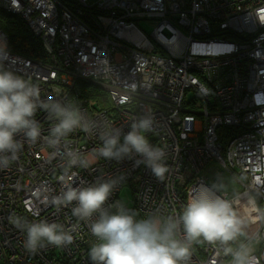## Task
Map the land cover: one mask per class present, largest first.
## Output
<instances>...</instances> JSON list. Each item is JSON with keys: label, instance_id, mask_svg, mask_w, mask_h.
Segmentation results:
<instances>
[{"label": "built area", "instance_id": "1", "mask_svg": "<svg viewBox=\"0 0 264 264\" xmlns=\"http://www.w3.org/2000/svg\"><path fill=\"white\" fill-rule=\"evenodd\" d=\"M0 9L21 15L47 54L35 59L14 52L0 25L6 67L36 84L41 100L73 104L94 123L53 148L46 138L55 121L38 110L40 139L23 141L17 158L0 170V264H92L88 251L96 238L88 223L72 215L74 204L51 203L66 185L124 175L109 206L122 203L121 191L130 188L133 205H124L140 217L175 216L205 185L202 172L212 161L244 178L242 191L219 194L240 211H255L256 264H264V0H0ZM142 20L153 30L139 25ZM81 80L99 84L109 106L94 107ZM145 113L155 116L147 138L167 153L163 181L134 160L98 154L103 132H127ZM70 151L88 166L70 165ZM17 219L56 223L74 242L30 253ZM190 264H229V257L204 242L193 245Z\"/></svg>", "mask_w": 264, "mask_h": 264}, {"label": "clouds", "instance_id": "2", "mask_svg": "<svg viewBox=\"0 0 264 264\" xmlns=\"http://www.w3.org/2000/svg\"><path fill=\"white\" fill-rule=\"evenodd\" d=\"M260 22L264 23V18ZM8 63L7 46L0 44V170L8 168L17 158L23 141L31 144L40 139L38 110L55 121L46 138L53 148L76 129H93L94 123L79 107L41 100L38 86L6 67ZM154 128L155 116L145 113L132 122L127 132L119 128L105 131L98 154L110 161L134 160L137 166L143 164L158 181H163L169 171L167 153L146 136ZM66 155L72 166L89 164L77 152ZM125 180L126 176L121 175L98 179L89 186L69 184L51 199L57 208L74 204L72 215L88 223L96 238L88 251L92 264H190L193 245L202 241L218 245L229 257V264H256V246L261 237L249 231L253 223L251 213L247 208L238 210L233 200L221 196L220 183L194 189L178 215L152 214L138 219L136 212L123 203L108 205ZM252 204L254 200L249 201V207ZM16 227L26 233L24 247L30 253L74 242L73 234L56 223L17 219Z\"/></svg>", "mask_w": 264, "mask_h": 264}, {"label": "trees", "instance_id": "3", "mask_svg": "<svg viewBox=\"0 0 264 264\" xmlns=\"http://www.w3.org/2000/svg\"><path fill=\"white\" fill-rule=\"evenodd\" d=\"M0 25L9 37L10 48L19 54L29 58H46L41 38L35 34L21 15L0 9ZM90 80H81L83 96L95 101L94 107L109 106V99L102 87L95 86ZM138 219H143L137 215Z\"/></svg>", "mask_w": 264, "mask_h": 264}, {"label": "rangeland", "instance_id": "4", "mask_svg": "<svg viewBox=\"0 0 264 264\" xmlns=\"http://www.w3.org/2000/svg\"><path fill=\"white\" fill-rule=\"evenodd\" d=\"M139 25H141L147 32L152 31L154 28L153 23H151L148 20H142ZM92 84H94L95 86H98V84L94 82ZM190 97H192V93L188 94V98ZM213 164H214V161H212L209 164V166L206 169H204V171L202 172V174L205 177L206 183H208L209 185H212L214 182L220 183L223 189L221 192H225V193H237L243 190L244 186H243L242 181L244 180V178L234 175L232 171L229 169H224L223 171L217 170L213 166ZM120 199L123 204L128 205L129 208L132 207L133 194L130 188H124L121 191ZM258 224H259L258 222L251 224L249 231L252 234L256 230ZM203 244L204 242L202 241L200 243H197V246H200Z\"/></svg>", "mask_w": 264, "mask_h": 264}, {"label": "bare ground", "instance_id": "5", "mask_svg": "<svg viewBox=\"0 0 264 264\" xmlns=\"http://www.w3.org/2000/svg\"><path fill=\"white\" fill-rule=\"evenodd\" d=\"M248 210H249V209H248ZM249 211H250V213H251V216H252V215L254 214V212H255V211L253 212V211H251V210H249Z\"/></svg>", "mask_w": 264, "mask_h": 264}, {"label": "water", "instance_id": "6", "mask_svg": "<svg viewBox=\"0 0 264 264\" xmlns=\"http://www.w3.org/2000/svg\"><path fill=\"white\" fill-rule=\"evenodd\" d=\"M205 185H209V184L205 182ZM209 186H210V185H209Z\"/></svg>", "mask_w": 264, "mask_h": 264}, {"label": "flooded vegetation", "instance_id": "7", "mask_svg": "<svg viewBox=\"0 0 264 264\" xmlns=\"http://www.w3.org/2000/svg\"><path fill=\"white\" fill-rule=\"evenodd\" d=\"M221 171H223L224 169H220Z\"/></svg>", "mask_w": 264, "mask_h": 264}]
</instances>
